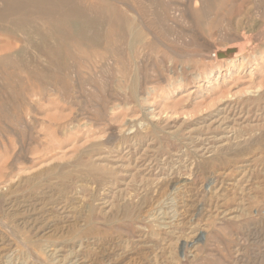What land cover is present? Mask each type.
<instances>
[{
    "label": "rangeland",
    "instance_id": "1",
    "mask_svg": "<svg viewBox=\"0 0 264 264\" xmlns=\"http://www.w3.org/2000/svg\"><path fill=\"white\" fill-rule=\"evenodd\" d=\"M0 194V264H264V0H0Z\"/></svg>",
    "mask_w": 264,
    "mask_h": 264
},
{
    "label": "bare ground",
    "instance_id": "2",
    "mask_svg": "<svg viewBox=\"0 0 264 264\" xmlns=\"http://www.w3.org/2000/svg\"><path fill=\"white\" fill-rule=\"evenodd\" d=\"M139 1V0H138ZM2 4V3H1ZM63 6V5H62ZM71 8V7H70ZM69 8V9H70ZM24 9V8H23ZM57 9V8H56ZM20 10H22V9H20ZM61 11V10H60ZM25 12V11H24ZM44 12V11H43ZM30 14V13H29ZM30 16V15H29ZM114 16V15H113ZM77 17H78V15H77ZM102 19V18H101ZM39 20V19H38ZM40 21V20H39ZM81 23V22H80ZM40 24V23H39ZM17 25V24H16ZM144 25V24H143ZM146 25V24H145ZM56 26V25H55ZM108 28V27H107ZM148 28V27H147ZM2 29V28H1ZM135 31V30H134ZM63 32V31H62ZM136 32V31H135ZM153 33V32H152ZM116 36H117V34H116ZM127 36V35H126ZM40 37V36H39ZM60 37V36H59ZM41 38V37H40ZM55 41V40H54ZM98 41V40H97ZM122 41V40H121ZM127 41V40H126ZM132 42V41H131ZM130 43V42H129ZM132 44V43H131ZM140 44V43H139ZM108 46H110V45H108ZM133 48V47H132ZM111 50V49H110ZM117 50V49H116ZM49 53V52H48ZM47 53V54H48ZM55 53V52H54ZM116 53V52H115ZM121 58V57H120ZM18 69V68H17ZM3 79V78H2ZM41 86H42V84H41ZM11 181V180H10ZM12 187V186H11ZM12 191V190H11ZM1 195V194H0Z\"/></svg>",
    "mask_w": 264,
    "mask_h": 264
}]
</instances>
